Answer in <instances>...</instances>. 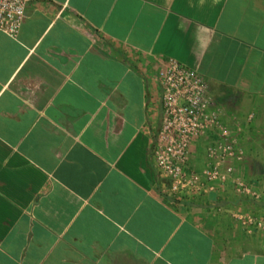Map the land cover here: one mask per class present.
<instances>
[{"label": "crops", "instance_id": "0c3cea01", "mask_svg": "<svg viewBox=\"0 0 264 264\" xmlns=\"http://www.w3.org/2000/svg\"><path fill=\"white\" fill-rule=\"evenodd\" d=\"M170 59L209 84L257 200L159 178ZM240 214L264 217V0H27L0 31V264H264Z\"/></svg>", "mask_w": 264, "mask_h": 264}, {"label": "built area", "instance_id": "2783aa9c", "mask_svg": "<svg viewBox=\"0 0 264 264\" xmlns=\"http://www.w3.org/2000/svg\"><path fill=\"white\" fill-rule=\"evenodd\" d=\"M27 0H0V31L16 36L25 15ZM161 89V122L151 154L159 178L170 194L194 196L230 185L233 192L251 200L260 195L238 176L234 162L243 151L232 134L223 109L211 96L209 84L195 70L175 60L166 61L157 73ZM210 135L199 170L190 163L191 145ZM247 230L264 234V217L237 215Z\"/></svg>", "mask_w": 264, "mask_h": 264}, {"label": "rangeland", "instance_id": "374dc122", "mask_svg": "<svg viewBox=\"0 0 264 264\" xmlns=\"http://www.w3.org/2000/svg\"><path fill=\"white\" fill-rule=\"evenodd\" d=\"M204 151V150H203ZM242 198V197H241Z\"/></svg>", "mask_w": 264, "mask_h": 264}]
</instances>
